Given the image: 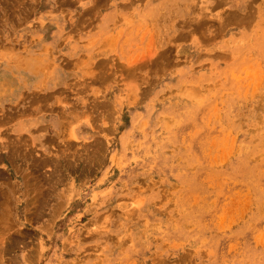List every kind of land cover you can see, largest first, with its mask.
<instances>
[{
  "label": "rangeland",
  "instance_id": "374dc122",
  "mask_svg": "<svg viewBox=\"0 0 264 264\" xmlns=\"http://www.w3.org/2000/svg\"><path fill=\"white\" fill-rule=\"evenodd\" d=\"M224 5L0 0V63L91 48L64 89L0 88V264H264V8ZM42 105L92 136L11 134Z\"/></svg>",
  "mask_w": 264,
  "mask_h": 264
},
{
  "label": "crops",
  "instance_id": "0c3cea01",
  "mask_svg": "<svg viewBox=\"0 0 264 264\" xmlns=\"http://www.w3.org/2000/svg\"><path fill=\"white\" fill-rule=\"evenodd\" d=\"M225 7L230 12L242 13L245 10L254 9L260 6L264 8V1L254 2V0H223ZM259 5V6H258ZM113 15H107L104 22L112 20ZM119 35L126 39L129 35V26L123 30L121 25ZM44 29V27H43ZM67 32L42 31L37 35L41 41L35 43L36 47L21 62L9 65L6 62L0 63V72L4 74L6 80V91L16 89L20 91H43L55 92L64 89L71 82H78L85 78L87 69L76 66L73 61L82 54L91 52L90 46L80 42H64L59 39L67 38ZM123 43L118 46V54L123 52ZM42 48V51L39 49ZM46 48H50L46 52ZM44 49V50H43ZM53 49L54 51H51ZM45 52L48 53L45 55ZM123 54H126L124 52ZM1 91L3 86H0ZM4 91V90H3ZM26 109V110H25ZM16 114L11 124V134L16 137L27 138L29 141L37 143L45 142L48 135L56 134V131L66 126L67 131H73V136H92L93 122L91 118L84 117L85 113L79 115L66 116L65 110L48 106H36L35 108H25ZM63 113L59 115L58 111ZM1 133V131H0Z\"/></svg>",
  "mask_w": 264,
  "mask_h": 264
},
{
  "label": "bare ground",
  "instance_id": "6f19581e",
  "mask_svg": "<svg viewBox=\"0 0 264 264\" xmlns=\"http://www.w3.org/2000/svg\"><path fill=\"white\" fill-rule=\"evenodd\" d=\"M3 77H5L4 74H2V73L0 72V86H2V84H4V82H5L4 79H3ZM1 78H2V79H1ZM83 79H84V78H83ZM3 81H4V82H3ZM4 91H5V90H4ZM40 95H41V94H40ZM25 110H26V109H25ZM18 112H20V111H18ZM10 113H11V112H10ZM38 163H39V162H38ZM5 250H6V249H5ZM3 251H4V250H3ZM3 251H2V252H3Z\"/></svg>",
  "mask_w": 264,
  "mask_h": 264
}]
</instances>
